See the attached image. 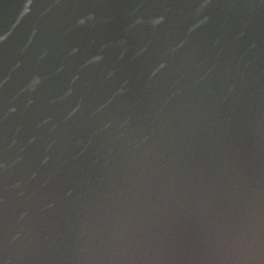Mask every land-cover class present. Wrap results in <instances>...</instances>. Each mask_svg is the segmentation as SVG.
<instances>
[{"label":"water","instance_id":"95a60500","mask_svg":"<svg viewBox=\"0 0 264 264\" xmlns=\"http://www.w3.org/2000/svg\"><path fill=\"white\" fill-rule=\"evenodd\" d=\"M0 264H264V0H0Z\"/></svg>","mask_w":264,"mask_h":264}]
</instances>
